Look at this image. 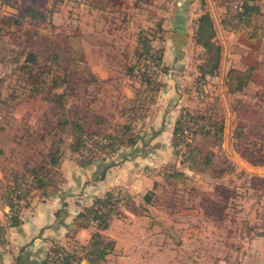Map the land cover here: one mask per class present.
Masks as SVG:
<instances>
[{
  "label": "rangeland",
  "instance_id": "1",
  "mask_svg": "<svg viewBox=\"0 0 264 264\" xmlns=\"http://www.w3.org/2000/svg\"><path fill=\"white\" fill-rule=\"evenodd\" d=\"M182 1L0 0V223L6 226L3 242L0 237L1 264H16L24 258L18 256L19 233L9 232L13 213L2 196L14 181V171L21 175L32 167L51 171L52 195L68 192L62 209L50 202V219L67 213L62 223L73 224L80 211L111 190L119 201L115 217L124 210L133 211L128 224L122 218L124 222L117 221L112 230H103L106 239L118 242L114 241L103 264H264V0H256L262 12L258 18L262 38L251 42L235 29L230 14L231 6L240 5L241 0H188L185 7L189 33L181 36L182 41L194 40L196 19L208 12L217 25L215 39L225 46L223 65L252 67L250 85L236 95L228 93L223 83L212 81L209 74L213 73H205L209 79L203 76L202 60L185 67L178 47L168 55V66L162 54L161 72L152 78L162 86L167 74L172 75L171 97L163 101L157 100L159 90L145 89L137 78L141 74L124 77V68L119 77H102L119 68L123 58L124 67L137 61L141 34L147 36L152 53L164 49ZM238 47L248 51L236 59L233 53L241 52ZM30 52L36 55L35 62L25 61ZM201 52L195 49L191 59L200 58ZM138 90H144L142 103L136 102ZM180 91L184 102L178 100ZM62 92L64 96L59 97ZM138 107L144 110L136 112ZM188 115L223 122L220 137L212 131L198 134L194 141L191 137L187 143L193 142L198 149L200 164L210 159L205 172L189 169L186 161L189 146L182 141V130L183 119L191 121ZM73 120L83 129V153L72 147ZM130 120L133 132L144 139L113 153L98 149V139L105 141L104 133H114ZM204 128L213 130L208 124ZM52 154L56 165L51 164ZM85 157L90 161L84 163ZM235 160L251 167L242 165V169ZM163 172L177 175L167 181ZM101 184H137L133 187L136 199L123 186L105 192ZM86 191L97 194L86 198ZM43 197L40 190H32L29 206L20 210L19 218L33 217L31 204L37 209ZM49 217L42 218L44 238L34 243L36 254L29 259L39 264L62 245L76 250L79 264H84L82 260L87 259L80 248L98 230L99 221L83 232L75 223L71 230L62 224L54 232L50 229L53 222L47 227ZM36 232L29 229V233Z\"/></svg>",
  "mask_w": 264,
  "mask_h": 264
},
{
  "label": "trees",
  "instance_id": "2",
  "mask_svg": "<svg viewBox=\"0 0 264 264\" xmlns=\"http://www.w3.org/2000/svg\"><path fill=\"white\" fill-rule=\"evenodd\" d=\"M230 14H232L233 23L237 31L242 32L248 39L262 38V26L258 24V18L261 16L262 12L259 5L256 3V0H241L240 5H236L235 7L231 6ZM160 32H162V28L161 25H158L157 33ZM194 32L195 43L202 48V52L200 54V59L203 61V64L200 66L201 72L204 74L214 73L218 68L219 60L221 57V48L215 42V30L213 22L211 20V16L208 12L201 14L196 19ZM140 36L141 38H139L138 40V47L140 48V50L138 51L139 57L137 61L134 64H129V66L125 65L124 67L126 75L128 77H136L137 71L140 70L141 66H146L148 62H153L157 65H160L161 63L163 49H160L158 52L152 53V46L150 45L147 36H143V34H141ZM159 38H161L162 40V36H159ZM25 61L35 62L36 55L33 52L28 53ZM251 71L252 67H249L246 70L230 68L227 72V86L229 92L233 93L236 91H241L243 87L248 83V80L251 76ZM29 77L32 78V76ZM137 78L140 79V82L143 85H146L145 89L149 92L158 91L161 86L160 84H158V82L155 81V79L150 78V76H148L145 72L141 73V75ZM42 79L43 80H40L39 83L44 81L45 77H43ZM33 83H35L36 85L37 81H33L32 84ZM36 89L37 88H32L33 91H36ZM137 92L138 98L136 102L142 103L143 99L140 98V94L144 92V90H138ZM63 96L64 92L59 94V97ZM128 109L129 114H132V110L134 109L133 104ZM135 110L136 112H142L144 109L143 107H138ZM190 119L191 121H188L187 125H189L188 129L191 137L193 138V141L198 134L209 135L212 133V131L214 135H217V137H220L222 135V121L214 119L212 120L211 118L205 116H197L196 118L190 117ZM206 124L211 126L213 130H206L204 128ZM133 128V121L130 120V122L118 126L116 132L104 133L103 138L105 139V141L98 139L99 144L97 143V140H95L94 143H97V145L99 146L98 149L102 151H110L112 153L119 150L122 146H135L136 140L139 138L144 139V136L134 133ZM72 129V147L74 150H78L83 153L82 147H84L86 141L82 136V126L77 120H73ZM177 130H180V128L178 127ZM180 138L181 137L178 136V138L174 142L175 145L179 143ZM187 148L188 154L186 156V161L188 162L189 169L196 172H205L207 169V165L210 164V159L205 158L202 161L203 163L200 164L198 161V149L194 146L193 142H191V144H187ZM89 161V158L85 157L83 159L84 163H87ZM56 163L57 157L55 156V154H52L51 164L56 165ZM98 167L100 166L98 165ZM13 174L14 181L7 184L5 189L6 194L2 196V201L9 207V209L13 213L10 218L9 225L17 226L20 223L19 212L23 207L28 206L29 197L32 190H40L42 195L47 197L52 194L50 192V184L52 183V180L51 171L45 170L43 167L27 168L26 173L21 175H19L17 171H14ZM174 175L177 174L164 173V177L165 179H167V181L172 180L171 178H173ZM67 195L68 192L64 191L62 192V196H60L63 199V201H61V209L66 205L64 199ZM114 197V191L111 190L106 192L103 197L95 198L94 202H92L90 206L86 207L85 210L80 211L74 220L75 226L77 228H86L89 227V225L92 224L93 221H99L98 230L92 232L89 242L86 245L81 246L80 248L83 250L84 257L90 264H103L106 256L113 251L114 241L106 239L103 230H105L109 226L110 221L118 214L117 204L119 201L117 199L114 200ZM102 215H105V217L99 220L98 218H100ZM5 228L6 226L0 223L1 242L4 241L3 230ZM80 260L81 256L77 254L76 250L67 251L59 246L53 249L52 254H49L39 264H79ZM34 262H32V264H35Z\"/></svg>",
  "mask_w": 264,
  "mask_h": 264
},
{
  "label": "crops",
  "instance_id": "3",
  "mask_svg": "<svg viewBox=\"0 0 264 264\" xmlns=\"http://www.w3.org/2000/svg\"><path fill=\"white\" fill-rule=\"evenodd\" d=\"M211 20H212V18H211ZM172 21V20H171ZM212 22H213V26H214V30H215V34H216V31H217V29H216V23L214 22V20H212ZM170 25V24H169ZM172 34H173V36H172V34H170L169 36H168V38H169V41L168 40H166L165 41V47H164V49H163V62L165 63V65L166 66H168L169 65V61H168V55L170 54V52L171 51H173L174 50V48H179L180 49V51H182L183 52V60L181 61L182 63H183V65H185V67H188V66H190V64H192V66H194L195 64H196V61L195 60H197L198 62L197 63H199V61L201 60L200 58H199V56H198V59H193L194 58V50L195 49H201V51H202V48L201 47H199L196 43H195V40H193V41H191L189 38H187L185 41H182V38H181V36H183V35H186V34H180V33H178V32H174V31H172L171 32ZM176 34V35H175ZM175 35V36H174ZM179 35V36H178ZM188 36V35H187ZM167 39V38H166ZM246 39V38H245ZM247 40L249 41V42H251V40L252 39H248L247 38ZM253 41V40H252ZM184 42V43H183ZM215 42H216V44H218L219 46H220V48H221V57H220V60H219V64H218V68L216 69V71L213 73V75H211V74H209L210 75V77L212 78V81H219V83H223V87L225 88V89H227V92L229 93V90H228V86H227V72H228V70L230 69V68H238V69H240V70H246L247 68H249V67H251L250 65H247V64H245V63H243V65H241L240 67L239 66H235V64L234 65H231V66H229V67H226L225 65H223V62H224V60L226 59L225 57H224V52L226 51L225 50V46H224V44L223 43H221V42H217V40L215 39ZM239 48V47H238ZM239 49H241V48H239ZM245 49L246 48H244L243 50L241 49V52L240 53H237V52H234L233 53V55H234V57L237 59V57L238 56H243L244 55V53H247V49H246V52H244L245 51ZM224 50V51H223ZM229 54H231V53H229ZM191 56L193 57L192 59H191ZM195 57H196V55H195ZM178 59V58H177ZM127 60V59H126ZM123 61H124V58H123ZM123 61L122 60H119V68H117V69H115L114 71H112V72H109V74H108V76L107 75H103L102 77L103 78H105V77H114V76H118L119 77V74H120V72L119 71H123L124 70V64H123ZM178 61H179V59H178ZM162 62V61H161ZM201 63V62H200ZM231 64V63H230ZM193 68H195V67H193ZM188 69H189V67H188ZM191 69V68H190ZM172 71H173V69H171ZM103 72H104V70H103ZM124 74H125V71H124ZM209 75L208 74H205V75H203L205 78H207V79H209ZM122 76H127L126 74L125 75H123L122 74ZM187 76V78L188 77H190V74L189 75H186ZM128 77V76H127ZM129 78V77H128ZM167 78H168V80H167V82L165 81V82H162V86L164 85V88L162 89V86H160V88H159V91H158V95H157V100L158 101H163L164 99H165V97H168L169 95H170V93L172 92V89H171V87L169 86L170 85V79H172V75L169 73V74H167ZM250 78H251V76H250ZM250 78H249V80H248V83L243 87V89L242 90H245V87L246 86H248V85H250ZM173 80H174V83H175V80H176V78H173ZM189 80H190V78H189ZM163 81V80H162ZM188 81V80H187ZM162 89V90H161ZM175 90H177V88H174ZM242 90H241V92H242ZM238 92H240V91H236V92H233V94H237ZM180 93H181V91H180ZM183 93H184V91H183ZM231 93V92H230ZM189 94V93H188ZM169 97H171V96H169ZM170 99V98H169ZM180 102H184L183 100H185V96H183V94L181 93V98L180 99H178ZM158 101H157V103H158ZM157 103H155V105L156 106H158V104ZM161 103V102H160ZM186 106V105H185ZM184 107V106H183ZM186 107H191V106H186ZM157 108V107H156ZM167 110V109H166ZM169 111V110H168ZM191 111V110H190ZM225 123H226V121H225ZM152 152H154V150L152 149V147H151V149H150ZM146 154V152L144 153V155ZM147 155H145V157H146ZM235 163H236V165L237 166H240L242 169H243V166L242 165H244V166H246V167H251V166H248V164L246 163V162H243V161H239V160H235ZM101 166H103V165H101ZM247 169V168H246ZM246 169H244V170H246ZM259 169V167H256V168H252V171H257ZM248 170V169H247ZM127 177V176H126ZM125 179H123V181H124ZM111 183H114V182H112L111 181ZM94 185H96V184H90L89 185V187H94ZM102 186H103V189H105V192L106 191H108L109 189L111 190V189H113L116 185H119L120 187L121 186H123L124 188H126L127 189V191L129 192V194L132 196H130L131 198H132V200L133 199H136L135 198V196H136V193L133 191V187H136V185L137 184H101ZM145 185H148V184H145ZM158 184H151L150 186L152 187H155V186H157ZM144 187V184H139V188H143ZM150 187V188H151ZM64 191H66V190H64ZM89 191H90V189H89ZM89 191H86V198L88 197V196H90V198H93L94 196H95V194H97V193H95V194H92V193H94V191L91 193V195L88 193ZM104 192V193H105ZM88 193V194H87ZM60 196H62V194L60 193V192H55L53 195L51 194V195H49V196H47V197H43V198H41V199H39V203H42V204H40L41 206H37V209H35V208H33V203L31 204V208H30V210H32L33 212H31V214L29 213V212H27V213H29V215H33V217L32 216H29V218L28 219H26V217H28L27 215L28 214H26V216H24L22 219H21V217H20V223L17 225V226H12L13 227V229H11L9 232L10 233H12V235H17V233H19V237L17 238L18 239V241H19V248H20V253L21 254H19L18 256H20L21 257V259L23 258V260H21V261H19V262H17L16 264H18V263H20V264H23V263H27V264H32V262H34L33 260H30L29 259V256L30 255H34V254H36V253H33V245H34V243H37L38 241H40L41 239H43L44 238V236H43V234H41L40 232L41 231H43L44 229H45V225H43L42 224V218H43V216L44 217H49V215H50V210H51V203L50 202H57L58 203V205L57 206H61V201H63V199H62V197H60ZM78 198V197H77ZM76 198V201H79V199H77ZM64 201H65V199H64ZM28 206H29V202H28ZM27 207V206H26ZM26 207H24V208H26ZM61 208V207H60ZM34 212H36L35 214H34ZM126 215H125V214ZM124 213L123 214H121L119 217H114L111 221H110V224H109V226H108V229L109 230H112V228L114 227V225H115V223H117V221L119 222V221H121L122 220V218L125 220V219H127V221H125L127 224H128V221H130L131 219H130V217L132 216V214H134L133 213V211L132 210H124ZM69 214V213H68ZM62 216V218H64V217H66L67 216V213L65 214H62L61 215ZM61 217L60 218H58V220H53V219H50V217H49V221H48V225H47V227L49 226V224H52L51 222H53V226H55V227H50V229H52L54 232H58V230H59V228H60V226L63 224V225H68L67 227H68V230H71L72 228H73V224H71V223H67V222H63L62 223V221H61V219H62ZM124 220H122V222H124ZM56 221H57V223H56ZM73 221V220H72ZM27 224V226H24V224ZM128 226V225H127ZM27 229H26V228ZM88 227H86V228H79V230H81V232H83L84 230H86ZM29 229L30 230H34L35 232H36V230H37V232L36 233H29ZM39 229V230H38ZM49 229V228H48ZM107 229V230H108ZM27 235H31L30 236V239H26V240H22L23 238H27ZM35 236H37L36 238H38V239H36L35 238ZM41 238V239H40ZM47 239L48 240H51L52 242H55V243H57V239L56 238H54V237H51V238H49V236L47 237ZM21 241H23V242H21ZM114 241L116 242V243H118L117 242V240H116V238H114ZM60 247H62L63 249H65V247L64 246H62V245H60ZM65 250H67V249H65ZM67 251H69V250H67ZM158 251V250H157ZM39 252V251H38ZM2 263V260H1V258H0V264ZM88 264V263H87ZM119 264H125V262H122V261H120V263ZM135 264H137V263H135ZM139 264H142V263H139Z\"/></svg>",
  "mask_w": 264,
  "mask_h": 264
},
{
  "label": "water",
  "instance_id": "4",
  "mask_svg": "<svg viewBox=\"0 0 264 264\" xmlns=\"http://www.w3.org/2000/svg\"><path fill=\"white\" fill-rule=\"evenodd\" d=\"M188 3V0H183L179 5L178 9L175 12V15L172 18L170 30L178 32L180 34H188L189 30L187 28V14L185 13V7ZM86 260H82L81 263H84Z\"/></svg>",
  "mask_w": 264,
  "mask_h": 264
},
{
  "label": "built area",
  "instance_id": "5",
  "mask_svg": "<svg viewBox=\"0 0 264 264\" xmlns=\"http://www.w3.org/2000/svg\"><path fill=\"white\" fill-rule=\"evenodd\" d=\"M148 65H146L145 68H140V70L137 71L138 74H141L143 72H145L148 76H150V78H156V76H158L160 74V67L155 64V63H147ZM188 119L184 118L183 119V130H182V141L184 143V145H186L188 142H190L191 139V135L189 133V129L187 123H188Z\"/></svg>",
  "mask_w": 264,
  "mask_h": 264
},
{
  "label": "bare ground",
  "instance_id": "6",
  "mask_svg": "<svg viewBox=\"0 0 264 264\" xmlns=\"http://www.w3.org/2000/svg\"><path fill=\"white\" fill-rule=\"evenodd\" d=\"M84 264H87V261H85Z\"/></svg>",
  "mask_w": 264,
  "mask_h": 264
}]
</instances>
